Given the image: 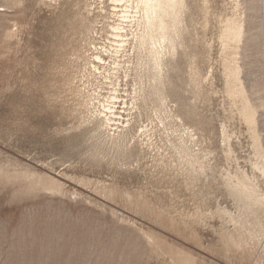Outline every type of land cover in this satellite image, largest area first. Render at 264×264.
<instances>
[{"label":"rangeland","instance_id":"374dc122","mask_svg":"<svg viewBox=\"0 0 264 264\" xmlns=\"http://www.w3.org/2000/svg\"><path fill=\"white\" fill-rule=\"evenodd\" d=\"M186 5L154 95L144 57L119 85L87 73L124 6L0 0V264H264V207L237 192L264 195V0ZM94 89L126 140L96 129Z\"/></svg>","mask_w":264,"mask_h":264},{"label":"bare ground","instance_id":"6f19581e","mask_svg":"<svg viewBox=\"0 0 264 264\" xmlns=\"http://www.w3.org/2000/svg\"><path fill=\"white\" fill-rule=\"evenodd\" d=\"M112 3L114 4V6H113L114 11H115V9H117V6H124L123 12H121L122 15L121 16L118 15L121 17V19H119L117 24L116 23H112V24L110 23L107 25L109 27V30H110L109 35L113 39L112 44L110 45V48L102 47V49L98 50L99 46L96 47V45L93 44V48H92L93 51L91 52L92 55L87 60V64H88L87 73L91 78H93V80H95V82L97 84H101V85H103V84L107 85L108 84V85H112V86L119 85V82H122V81L127 82V79L129 77V71L131 72L130 66H129V60H130L129 56H131L130 54L135 55L137 57V58H135V59H137L136 67L133 68L134 73H135L137 67H139L138 65L141 63V61L139 62V59L144 57L145 60H144V58H142V59L144 62L146 61L144 63V65L150 71V81L152 82V84L149 85V88H150V90H152V94L154 92L155 93L154 95H156V93L159 92V88L157 86L159 84L161 85V82H162L161 80H162V77L164 76L163 67H164L165 60L168 58V56H172L173 54H175L177 46L179 45V41H180V37H181L182 15L185 12V9L187 7L186 0H112ZM91 4H93V3H91ZM102 11L104 12L103 9H100L99 12H102ZM118 13H119V11H118ZM99 15H100V13L96 16H99ZM105 24H107V23H105ZM103 26H105V25H103ZM133 26L135 27V31H134L135 33L131 32L132 36H131V38H129L128 34H130V33H128L127 29L130 27H133ZM91 29L95 32L94 29H96V28L91 27ZM130 31H132V30L130 29ZM96 33H97V31H96ZM107 45L109 46V44H107ZM106 54L112 58L111 65L109 63H107L105 58H104V56ZM131 60H133V59H131ZM127 63H128V65H127ZM133 63H135V62H133ZM141 71H143V70H141ZM122 72H123V76L120 77L121 76L120 74ZM137 72H139V71H137ZM133 78H131V79H133ZM156 84H158V85H156ZM143 88H144V82H143ZM115 89H116V87H115ZM115 89H114V92H116ZM137 90H138V88H137ZM161 91H162V89L160 90V92ZM133 92H135V90ZM137 93H139V92H137ZM147 94H148V92L145 95H147ZM86 95L88 97V103H91L90 106L92 107V110H90L89 113H91V112L93 113V120H94L96 129L98 130V126L100 128H101V126L102 127L106 126V128H108L110 131H112L111 133L107 134V139L109 142H111L113 144H116L117 142L126 140L127 136L130 135L131 129L129 127V124L126 123V121H125V123H126L125 125L123 124V120L119 121L123 118H122V115L117 111L116 100L118 99V96L117 95L111 96L112 95L111 94L110 96H111L112 101H110L109 104L106 103L107 105H103L102 109L101 108L99 109L98 108V93L95 94V89L92 90L91 93H89L87 91ZM160 95L163 96L162 92ZM136 97H138V96H136ZM141 97H144V95ZM163 97H165V96H163ZM93 99L97 102L95 103L93 101ZM141 99H139V100H141ZM158 99H159V97H158ZM159 100L161 101V99H159ZM134 102H135V100H134ZM164 103H166V102H164ZM122 104H123V102H122ZM100 106H101V104H100ZM131 109H133V108H131ZM135 109H137V108H135ZM118 126H121V128H119ZM108 129H106V131ZM188 132H189V130H188ZM191 136H192V134H191ZM191 136L189 135V138H191ZM189 140H191V139H189ZM149 146H150V144H149ZM121 148H122V146H121ZM181 148H183V147L181 146ZM187 150H185V151H187ZM186 155L190 158L193 157V155H191L188 152H186ZM198 155L197 154L194 155L195 160H197L199 158ZM185 160L187 161V159H185ZM190 163H192V162H190ZM257 168H258V166H257ZM258 169H260V171L263 175V178H264V165L260 166V168H258ZM242 173H244V172H242ZM241 176L242 175H240V177ZM247 177L248 176H246V179H247ZM244 179H245V177H244ZM244 179H242V180H244ZM250 180L251 179L249 178V181ZM253 182H254V180H253ZM247 183H248V181H247ZM249 183H252V182H249ZM232 184L230 185V187L232 186ZM234 185H236V184H233V186ZM251 185H253V183ZM251 185H250V188H251ZM227 186H229V185H227ZM234 187H235V189H237L236 186H234ZM248 187H249V185L245 184L243 181H241L239 183L237 192L239 194L238 196L241 197V200L243 199L244 200V201L242 200L243 202L252 203V204H254L253 206L257 205V206L264 207V195H262V194L257 195L256 194L257 190L254 191V189H250ZM230 189H232V188H230ZM257 189L260 190L259 188H257ZM261 191H262V189H261ZM257 193L260 194V192H257ZM236 199H237V197H236ZM239 199L240 198L238 197V200ZM242 201H241V203H242ZM247 203H245L246 206L249 205V203H248V205H247ZM252 204H250V205H252ZM241 205L243 206V204H241ZM246 206H244V207H246ZM257 206H256V209H257ZM247 208L249 210L250 207L248 206V207H246V209ZM256 209H254V210H256ZM242 210L243 209H241V211ZM260 210H262V209H260ZM252 211L250 210L249 212L248 211L247 212L250 213ZM258 211L259 210H257V212ZM229 214L230 213H228V215ZM254 216H256V215H254ZM257 218H259V217H257ZM230 219H232V217ZM255 219H254V221H255ZM259 222H260V220H259ZM238 223H240L239 220H238ZM256 223H258V222H255V224ZM258 225H259V223H258ZM255 226H257V224ZM259 234H261V233H259Z\"/></svg>","mask_w":264,"mask_h":264}]
</instances>
